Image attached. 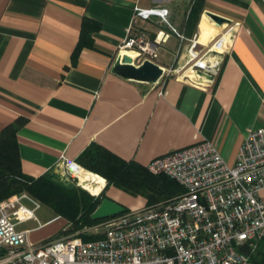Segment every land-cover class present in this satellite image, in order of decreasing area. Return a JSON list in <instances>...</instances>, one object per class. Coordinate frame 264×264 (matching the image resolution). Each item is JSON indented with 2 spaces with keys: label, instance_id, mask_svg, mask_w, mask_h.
Instances as JSON below:
<instances>
[{
  "label": "crops",
  "instance_id": "0c3cea01",
  "mask_svg": "<svg viewBox=\"0 0 264 264\" xmlns=\"http://www.w3.org/2000/svg\"><path fill=\"white\" fill-rule=\"evenodd\" d=\"M135 7L167 10L169 25L152 16L133 28L150 40L168 34L155 60L174 71L163 84L113 72ZM206 12L231 22L215 27ZM204 24L220 29L209 41L201 36L205 44L198 42ZM228 27V43L213 46L220 58L213 52L198 61L213 70L220 64L213 80L189 72L184 76L193 80L176 79L191 41L201 51ZM17 117L27 119L16 132L21 169L33 178L62 175V155L78 165L91 148L146 167L201 140L232 164L246 132L264 125V0H0V130ZM106 196L122 205L117 193ZM36 217L39 225H18L33 243L64 226L41 204ZM263 252L264 242L253 264H264Z\"/></svg>",
  "mask_w": 264,
  "mask_h": 264
},
{
  "label": "built area",
  "instance_id": "2783aa9c",
  "mask_svg": "<svg viewBox=\"0 0 264 264\" xmlns=\"http://www.w3.org/2000/svg\"><path fill=\"white\" fill-rule=\"evenodd\" d=\"M134 11L117 56L130 51L135 53L136 66L145 60L155 63L168 34L160 32L150 40L133 28L136 19L152 16L168 24L167 10L135 7ZM231 30L228 27L217 36L207 52L217 54L213 46L229 38ZM189 51L187 65L192 63L193 74L200 77L202 71L214 78L220 64L216 70L198 64L207 55L199 57L195 39ZM168 73L165 70L157 84H163ZM184 77L188 76L176 79L185 81ZM197 86L206 88V84ZM60 167L63 175L78 179L73 169L80 166L64 155ZM146 169L170 178L181 192L168 201L124 211L50 241L33 243L27 230L18 229L30 220L39 225L37 201L21 193L0 202V264H253L251 256L264 242V125L246 132L232 164L211 141L201 140L153 159ZM83 236L92 240L84 241Z\"/></svg>",
  "mask_w": 264,
  "mask_h": 264
},
{
  "label": "trees",
  "instance_id": "16d2710c",
  "mask_svg": "<svg viewBox=\"0 0 264 264\" xmlns=\"http://www.w3.org/2000/svg\"><path fill=\"white\" fill-rule=\"evenodd\" d=\"M26 123V118L17 117L0 130V202L13 195L26 193L51 210L56 217L72 223L70 231L75 232L83 226L101 221H93L90 215L101 200L107 197L106 190L109 187H117L132 196H140L147 206L168 201L181 192V188L170 178L152 175L144 166L126 162L97 148L96 151L91 148L78 163L105 179L106 185L97 197L76 186L61 183L59 174L52 176L53 172L37 178L29 177L22 172L16 141V132ZM85 158L87 160H83ZM82 239L88 241L92 237L83 236ZM260 260L264 263V252Z\"/></svg>",
  "mask_w": 264,
  "mask_h": 264
},
{
  "label": "water",
  "instance_id": "95a60500",
  "mask_svg": "<svg viewBox=\"0 0 264 264\" xmlns=\"http://www.w3.org/2000/svg\"><path fill=\"white\" fill-rule=\"evenodd\" d=\"M206 15L217 26H221L223 24L228 25L231 22L229 19L211 12H206ZM113 72L121 78L128 79L130 81L157 84L164 75L165 70L149 60H145L142 64L136 66L133 64V60L130 56L124 55L122 57H117L114 63ZM198 75L206 80L213 79L212 75L202 71H199ZM54 174L55 173L53 172L51 175L53 176ZM124 211V206L106 197L101 200L99 206L90 215V218L93 221L104 220L119 215Z\"/></svg>",
  "mask_w": 264,
  "mask_h": 264
},
{
  "label": "rangeland",
  "instance_id": "374dc122",
  "mask_svg": "<svg viewBox=\"0 0 264 264\" xmlns=\"http://www.w3.org/2000/svg\"><path fill=\"white\" fill-rule=\"evenodd\" d=\"M206 20H209L208 18ZM208 22V21H207ZM211 23V22H210ZM213 24V23H212ZM199 43H203L202 40H199L198 41ZM205 44V43H203ZM213 42L207 44V46L205 47H202L203 49L200 51L199 53V57H204V56H208L210 55L209 53H213V52H207L208 49L212 46ZM220 48V47H219ZM217 52H220L219 50L216 49ZM216 59H219L220 56L216 54L215 56ZM192 63L186 65L183 69L177 71L176 75L177 77H182L184 76L185 72H189V74H191L193 77L195 74H193L194 72V69L191 68ZM170 70V73H168L169 75L172 74L173 69H169ZM193 77H184L183 80L185 81H191L193 80ZM59 172H63L62 170H59ZM60 182L63 183V184H66V185H69V186H76L80 189H83L80 185H79V182H78V179H76L75 177H73L72 175H60ZM84 191H86L85 189H83ZM106 194H113V193H117L118 196H120L118 199L119 201H121L122 205L125 207V209H127V211H133V210H136L138 208H142V207H145L147 205H145V200L140 197V196H132L130 194H128L127 192L117 188V187H109V189L106 190ZM87 192V191H86ZM88 194H90L89 192H87ZM91 195V194H90ZM93 196V195H92ZM98 196V195H97ZM95 196V197H97ZM176 196V195H175ZM149 206V205H148ZM41 210L43 209H40L38 211V214L41 212ZM61 218V217H60ZM64 220V226L61 227V229L55 233L51 239H48L47 241H50V240H54V239H57V238H60V237H63V236H66L67 234H69L71 231V228H72V223L68 222L67 220H65L64 218H61ZM55 225V224H54ZM54 225H51L52 227H54ZM51 226H48L47 228H51Z\"/></svg>",
  "mask_w": 264,
  "mask_h": 264
},
{
  "label": "bare ground",
  "instance_id": "6f19581e",
  "mask_svg": "<svg viewBox=\"0 0 264 264\" xmlns=\"http://www.w3.org/2000/svg\"><path fill=\"white\" fill-rule=\"evenodd\" d=\"M213 25L215 27H219L215 23H213ZM219 31H220V29L216 30L215 32L218 34ZM215 32H213V29L210 26H207L204 24L203 27L200 29L198 41L201 39V36L206 37L207 40L209 41L210 39H212L213 37H215L217 35ZM196 43H197V41H196ZM221 43L226 44V43H228V41L226 39H222L221 41H218L216 44H221ZM129 53H130V51H123L122 54H126V55L130 56ZM185 55H186L185 58L188 61L190 58L189 49L186 51ZM208 56H213V54H210ZM130 57L132 58V56H130ZM185 74H186V72H185ZM73 173L78 178L79 185L93 196L99 195L100 192L103 191L104 186L106 185V181L103 177H101L98 174L92 173L88 170H85L81 167H76L75 169H73Z\"/></svg>",
  "mask_w": 264,
  "mask_h": 264
}]
</instances>
